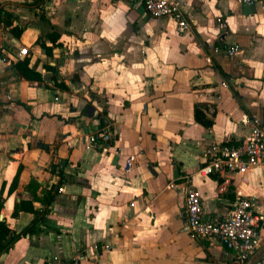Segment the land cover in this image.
Here are the masks:
<instances>
[{"label":"crops","instance_id":"1","mask_svg":"<svg viewBox=\"0 0 264 264\" xmlns=\"http://www.w3.org/2000/svg\"><path fill=\"white\" fill-rule=\"evenodd\" d=\"M181 1L184 32L139 0H0V212L17 231L44 212L0 264H251L264 251V223L245 262L183 228L191 185L207 219L238 195L264 218V164L197 173L210 143L244 139L253 117L264 123V0L253 10ZM23 57L40 80L15 72ZM195 103L211 125L194 118ZM100 130L110 138L90 142Z\"/></svg>","mask_w":264,"mask_h":264},{"label":"built area","instance_id":"2","mask_svg":"<svg viewBox=\"0 0 264 264\" xmlns=\"http://www.w3.org/2000/svg\"><path fill=\"white\" fill-rule=\"evenodd\" d=\"M240 3H256L258 0H237ZM144 10L152 17L159 19L170 16L175 21L179 32L191 29L192 24L186 15L181 0H139ZM237 46L226 48L232 54ZM215 51L219 47H214ZM26 47L19 49V54H26ZM250 129L244 139L213 142L204 151L205 160L197 169V173L206 176L212 173L223 174L232 170L245 173L257 165L264 164V123L253 117ZM110 138L107 130L96 131L89 136L94 143ZM135 156L130 154L124 162L125 169H130ZM185 223L183 228L199 237L218 239L225 247L234 251L239 261L245 262L255 254L259 244L260 229L264 223L254 210L253 198L238 195L233 205L220 219L211 220L204 217L202 198L199 189L191 185L186 189ZM251 264H264V251L258 254Z\"/></svg>","mask_w":264,"mask_h":264},{"label":"trees","instance_id":"3","mask_svg":"<svg viewBox=\"0 0 264 264\" xmlns=\"http://www.w3.org/2000/svg\"><path fill=\"white\" fill-rule=\"evenodd\" d=\"M41 0H33V2L39 3ZM6 13V11H4V9L2 7H0V17L1 20H5L3 17V14ZM11 21H9L10 23ZM13 30L16 29V26L12 27ZM55 35H52V39H55ZM47 51H49V48L46 46ZM29 59L28 57H23V58H19L14 62V70L15 72L22 76L25 77L27 79H36V80H40L42 78L41 72L39 70H37L34 67L29 66ZM63 85V84H62ZM203 103H195L194 104V109H193V113H194V118L199 121L200 123H202L205 126H209L213 123V117L208 116L205 111L203 110ZM17 175H18V170L16 172V174L13 177V180L8 188V192L12 191L15 186H16V181H17ZM52 197L48 196V200H50ZM26 201H22L20 206L21 208L30 210L32 212H34L35 214L38 213L39 211L36 210L32 204L31 201H29L28 203H25ZM5 203V197L3 196V190L2 187L0 189V210L3 207ZM19 209L18 206H15V209L13 210L14 214H17V210ZM41 215L34 216L33 220L31 221V224L28 225L25 229H22L20 231H17L13 228H11L6 220L4 218L0 217V253L7 251L13 244V242L22 234H26L27 232H33L36 231L38 229L36 223H37V219H40L43 217L44 212L40 213Z\"/></svg>","mask_w":264,"mask_h":264},{"label":"water","instance_id":"4","mask_svg":"<svg viewBox=\"0 0 264 264\" xmlns=\"http://www.w3.org/2000/svg\"><path fill=\"white\" fill-rule=\"evenodd\" d=\"M246 6H248L249 9H254L255 7V4L254 3H251V4H247V3H244ZM0 217L2 218V212H0Z\"/></svg>","mask_w":264,"mask_h":264}]
</instances>
